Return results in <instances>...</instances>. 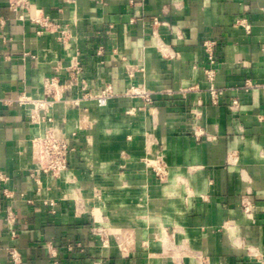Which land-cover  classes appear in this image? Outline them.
I'll use <instances>...</instances> for the list:
<instances>
[{"label":"crops","instance_id":"0c3cea01","mask_svg":"<svg viewBox=\"0 0 264 264\" xmlns=\"http://www.w3.org/2000/svg\"><path fill=\"white\" fill-rule=\"evenodd\" d=\"M28 1L14 12L0 0V96H42L46 76L68 83L51 114L73 150L66 177L40 173L37 183L31 142L51 123L0 103L9 177L0 183V264H12L11 248L20 264H51L48 244L60 264H264V0ZM44 21L68 27V39L39 33ZM205 38L218 41L219 104L205 79ZM131 84L151 103L127 95ZM108 85L107 105L84 98ZM197 123L209 137L195 140ZM158 156L164 180L152 168Z\"/></svg>","mask_w":264,"mask_h":264},{"label":"built area","instance_id":"2783aa9c","mask_svg":"<svg viewBox=\"0 0 264 264\" xmlns=\"http://www.w3.org/2000/svg\"><path fill=\"white\" fill-rule=\"evenodd\" d=\"M9 8L11 11L19 12L22 8H27L30 6V2L28 0H9ZM23 15L19 14V18L23 19ZM158 23V21L156 20ZM43 28L39 31V33L43 34L46 31H54L59 34V38L63 41L68 39L70 30L68 27L62 26L56 22L52 21H44L41 23ZM247 26V25H246ZM157 36V34L155 33ZM218 41L215 38H205L203 40V47L207 54V58L209 61V66L205 68V79L209 84V91L211 94V100L213 104H219V92L218 88L215 86L214 80L216 77V69L213 66L216 63V47ZM82 64L78 61L72 66L71 72V82H78L81 79L82 72ZM43 95L42 96H34L29 95L25 92L21 93L17 98H2L0 96V103L6 102L12 104L17 102L20 105L27 106L29 108V117L30 120L38 125H42L43 123H51L49 127L45 128L44 131L35 135L32 139V150L33 157L36 160V168H34L30 175L35 179L37 183H40V177L38 176L40 173L50 175L53 177H66L67 171L69 169V155L73 150L71 146V136H64L58 132V127L54 124L55 119L51 114V109L56 99L61 96V93L64 89H67L70 85L67 83H62L57 76H46L43 79ZM250 80H247L243 86L245 90H249L254 87ZM114 95L113 89L110 85L106 86L97 94H85L84 98H93L97 101L99 106L107 105L109 99ZM127 95L131 97H140L143 100L151 103L152 98L150 92L145 90L141 86H136L131 84L127 90ZM75 104H78L80 99L75 98L72 99ZM229 108L236 112L240 108V100L238 98H232L229 102ZM196 118L199 117V112H194ZM261 120L264 121V116L260 117ZM76 135V132L72 133V137ZM192 135L195 140L199 141L204 137H209V134L205 130V128L197 123L192 130ZM152 168L156 176L159 177L160 180H164L168 174L167 166L165 161L161 156H158L155 162L151 163ZM9 181V177L5 172L0 169V183L6 184ZM3 195L5 197L13 196V193L5 187L3 189ZM55 204L54 202H51ZM243 210L245 212L250 213L252 210V204L249 200L244 199ZM2 210V201L0 197V211ZM78 212V209H77ZM7 221L11 225L13 236L17 235V230L13 227L15 223V214L11 210H7ZM115 230L111 232L117 237H119V233ZM103 233V230H100ZM80 246V244H76ZM119 246L126 250V247L123 243H120ZM51 257V264H60L59 254L57 248L52 245H47ZM76 246L69 245L68 249L70 251L74 250ZM9 256L11 258L12 264H20L21 256L17 249L11 248L9 250ZM89 264H102L101 259H95Z\"/></svg>","mask_w":264,"mask_h":264}]
</instances>
